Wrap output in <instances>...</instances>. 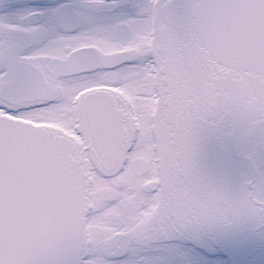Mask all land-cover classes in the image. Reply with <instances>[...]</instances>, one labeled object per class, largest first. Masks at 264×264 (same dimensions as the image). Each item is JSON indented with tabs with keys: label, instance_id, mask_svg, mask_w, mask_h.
<instances>
[{
	"label": "snow or ice",
	"instance_id": "obj_1",
	"mask_svg": "<svg viewBox=\"0 0 264 264\" xmlns=\"http://www.w3.org/2000/svg\"><path fill=\"white\" fill-rule=\"evenodd\" d=\"M257 246L264 0H0V264Z\"/></svg>",
	"mask_w": 264,
	"mask_h": 264
},
{
	"label": "flooded vegetation",
	"instance_id": "obj_2",
	"mask_svg": "<svg viewBox=\"0 0 264 264\" xmlns=\"http://www.w3.org/2000/svg\"><path fill=\"white\" fill-rule=\"evenodd\" d=\"M30 7H36L45 11L55 9L59 5L69 4L72 0H23ZM218 255L229 257L227 252H220ZM230 264H264V248L256 247L254 253L241 251L237 255L229 257Z\"/></svg>",
	"mask_w": 264,
	"mask_h": 264
}]
</instances>
